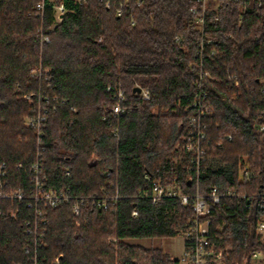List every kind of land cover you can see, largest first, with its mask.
<instances>
[{"label": "trees", "instance_id": "16d2710c", "mask_svg": "<svg viewBox=\"0 0 264 264\" xmlns=\"http://www.w3.org/2000/svg\"><path fill=\"white\" fill-rule=\"evenodd\" d=\"M61 1L67 8L63 20L41 46L35 34L50 26V17L29 15L33 0H0V164H6L0 191L31 194V165L41 149L47 187L69 189L72 195L68 203L43 208L47 224L38 240L39 259L44 264H178L163 246L140 242L174 237L194 216L191 204L177 198L154 203L140 195L158 180L175 182L188 193L215 184L222 191L253 194L250 208L247 200L225 197L211 214L214 226L222 227L218 240L228 248L230 263L251 264V252L264 248L257 232L264 209L256 195L264 182V0L261 5L210 0L206 7L205 32L218 42L203 57L213 76L202 86V102L214 109L208 146L214 157L231 163L227 172L234 171H206L199 184L190 179L184 153L175 147L196 111L187 105L199 92L193 63L201 58L202 2ZM212 46L220 57L209 55ZM224 65L238 75V85L226 78ZM40 66L41 74L32 76ZM136 85L150 97L134 91ZM119 88L125 112L112 115ZM38 91L50 96L49 107H57L48 113L40 146L24 120L38 101L24 94ZM240 158L255 172L249 181L240 178ZM112 181L118 183L119 198L99 208L96 195L103 188L113 194ZM25 199L0 196V264H28L26 246L39 237L26 232L34 210ZM76 202L79 216L73 212Z\"/></svg>", "mask_w": 264, "mask_h": 264}, {"label": "built area", "instance_id": "2783aa9c", "mask_svg": "<svg viewBox=\"0 0 264 264\" xmlns=\"http://www.w3.org/2000/svg\"><path fill=\"white\" fill-rule=\"evenodd\" d=\"M81 1V0H76ZM203 4V13L197 18V22L201 26L202 35L198 39V53L201 55L199 61L193 63V66L198 70V79L195 81V85L199 88V92L195 93L194 100L187 105V107L195 108V112L190 115L186 122V131L181 140L177 143L176 149H179L184 153L186 165L185 170L190 174V179H194L199 184L201 175L206 171L220 170L216 167L215 159L210 153L208 144L210 143L209 136V119L214 114V109L211 104L202 102V97L205 95L203 90V81L205 78H213L211 72L205 67L204 55L209 45H213L215 38L209 36L204 29L205 25V10L210 0H200ZM241 1V0H233ZM258 5H261L263 0H256ZM110 5V2H107ZM67 11L64 1L61 0H33L31 9L28 10V14L31 16L39 17L42 21H46L50 17V26L42 25L36 32L37 41L42 46L45 43L50 42V32H52L55 26L63 20L64 14ZM118 15L123 12V5L117 10ZM193 13H197L198 9L193 8ZM102 39L100 38L99 41ZM176 40H180L179 36H176ZM209 55L213 58L221 56V51L217 46H212ZM42 67H36L31 71L32 76L41 74ZM49 70L44 69L47 73ZM224 72L226 78L233 82L235 85L239 84L238 75L232 72L230 66L224 65ZM110 89V87H108ZM146 98L150 97V93L147 89L141 90ZM38 97L37 103L32 108V112L24 116V120L28 126H31L35 130L37 143L40 146L43 141L44 128L48 113L54 111L57 107H49L50 96L43 94L42 92L25 93L24 98L33 102L36 100L34 97ZM234 97V96H233ZM42 98L46 102H42ZM56 99V97H53ZM115 105L111 107L112 115H120L125 112V108L122 103L125 99L124 91L119 88L114 94ZM260 130L264 131V123L260 125ZM117 135V133H114ZM231 138V137H230ZM217 145L221 146L222 142L218 141ZM44 149V148H42ZM41 149L37 150V159L31 165V194L26 196L24 191L15 190L13 192L0 191V196L17 198L19 200H26L27 207L34 210V217L28 219L25 222L26 232L29 234H38V239H35V243L26 246V251L29 254L28 264H44L38 255V248L42 244L38 243V240L44 235L46 231L47 218L45 217L44 207H57L62 203H68L72 199L69 189H53L47 187L45 168L41 160ZM5 162L0 164V173L4 174ZM232 167V166H231ZM227 167H223L224 173H226ZM234 168L230 169L232 173ZM238 172L240 178L246 181L252 179L255 172L246 163L245 158H240L238 163ZM111 175V171L106 173ZM148 179L150 178L147 177ZM111 186L115 187L113 194H110L106 189H102V194L96 195V204L99 208H107L111 201L119 198L118 183L111 182ZM145 198L151 199L154 203H159L166 198H177L184 205L191 204V208L194 212V216L188 218L187 222L180 228L181 233L184 236V250L182 254L176 257L178 264H231L226 256L228 248H224L219 244L221 226H214L213 219L211 217L212 208L220 204L225 197L236 198L237 200H247V208L252 206L253 194L248 192H240L233 188H227L220 190L215 184L210 185L205 192H201L197 189L194 193H188L182 189V187L171 182L164 184L158 180H153L152 185L141 191V194ZM258 199L259 208L264 209V182L262 191L256 194ZM73 212L76 216L80 215L81 203L76 202L73 205ZM136 214V210L133 211ZM257 232L261 236V241L264 242V216L260 218L257 225ZM251 264H264V248H257L251 252L250 255ZM58 261V257L55 259ZM22 264V263H20ZM53 264V263H52Z\"/></svg>", "mask_w": 264, "mask_h": 264}, {"label": "rangeland", "instance_id": "374dc122", "mask_svg": "<svg viewBox=\"0 0 264 264\" xmlns=\"http://www.w3.org/2000/svg\"><path fill=\"white\" fill-rule=\"evenodd\" d=\"M216 167L218 168H229L231 167V163L227 161H223L220 158L215 159ZM141 243L145 245L150 244H158L163 246L164 248L168 249L172 252L176 257L180 256L184 250V236L180 231V227L178 228V235L170 238H163V239H141Z\"/></svg>", "mask_w": 264, "mask_h": 264}, {"label": "water", "instance_id": "95a60500", "mask_svg": "<svg viewBox=\"0 0 264 264\" xmlns=\"http://www.w3.org/2000/svg\"><path fill=\"white\" fill-rule=\"evenodd\" d=\"M141 90H142V88H141V86H139V85H136V86L134 87V91L141 92Z\"/></svg>", "mask_w": 264, "mask_h": 264}]
</instances>
